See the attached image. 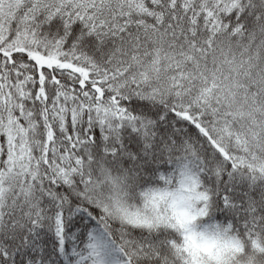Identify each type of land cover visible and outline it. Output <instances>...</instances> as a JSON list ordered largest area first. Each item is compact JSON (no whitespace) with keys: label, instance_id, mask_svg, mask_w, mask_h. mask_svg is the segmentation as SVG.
I'll return each instance as SVG.
<instances>
[{"label":"snow or ice","instance_id":"obj_1","mask_svg":"<svg viewBox=\"0 0 264 264\" xmlns=\"http://www.w3.org/2000/svg\"><path fill=\"white\" fill-rule=\"evenodd\" d=\"M113 173L264 264V0H0V264H187Z\"/></svg>","mask_w":264,"mask_h":264},{"label":"clouds","instance_id":"obj_2","mask_svg":"<svg viewBox=\"0 0 264 264\" xmlns=\"http://www.w3.org/2000/svg\"><path fill=\"white\" fill-rule=\"evenodd\" d=\"M104 194L120 199L129 212L175 217L173 223H179L170 231L187 264H221L225 257H232V237L236 234L225 232L226 225L208 217L188 219L180 199L184 193L175 178L171 184L157 181L130 190L119 174L113 173L111 179H105Z\"/></svg>","mask_w":264,"mask_h":264}]
</instances>
